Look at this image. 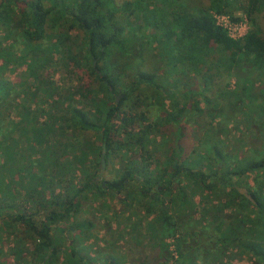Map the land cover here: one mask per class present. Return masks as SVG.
Wrapping results in <instances>:
<instances>
[{
    "label": "trees",
    "instance_id": "trees-1",
    "mask_svg": "<svg viewBox=\"0 0 264 264\" xmlns=\"http://www.w3.org/2000/svg\"><path fill=\"white\" fill-rule=\"evenodd\" d=\"M149 1L155 3L0 0V61L25 64L34 86L33 91L31 84L15 89L0 73V130L13 99L17 117L11 126L16 138L4 146L0 142V171L9 178H0V196L4 186L8 189L0 197V241L4 232L13 243L7 250L0 246V264L10 256L14 264H94L100 254L101 264H125L102 250L92 255L83 244L94 224L81 213L94 200L107 205V196L123 204L125 231L143 223L155 237L150 257L156 264H227L232 251L264 264V157L232 158L219 146L213 123L241 107L257 109L264 118V30L256 21L264 0H209L193 7V0ZM233 9H241L250 24L238 39L213 17V12L232 15ZM123 13L131 19L119 18ZM139 21L155 30L148 44L157 43L154 53L164 65L166 87L157 81L158 68L139 69L126 56L144 57L131 43ZM47 38L53 41L43 46ZM60 48L63 59L80 72V84L58 94L37 71L44 51ZM190 72L200 79L199 89L186 86L178 99L174 88ZM221 76H234L235 85L218 88L213 100L206 93ZM196 90L208 108L189 102ZM152 104L157 119L149 123L144 106ZM187 119L192 122L186 125ZM187 127H203L205 137H195L207 145L204 153L195 147L182 155ZM152 134L165 138L162 145L171 151L164 158L160 147L149 148ZM102 154L105 164L110 157L123 156L126 162L116 176L97 181ZM249 173L255 175L253 184L245 185L252 199L233 184V178ZM195 192L202 201L193 200ZM197 206V220L215 226L210 246L185 244L186 236L178 234L180 215ZM137 215L136 225L131 220ZM148 259L142 256L138 264Z\"/></svg>",
    "mask_w": 264,
    "mask_h": 264
},
{
    "label": "rangeland",
    "instance_id": "rangeland-1",
    "mask_svg": "<svg viewBox=\"0 0 264 264\" xmlns=\"http://www.w3.org/2000/svg\"><path fill=\"white\" fill-rule=\"evenodd\" d=\"M118 1L120 3L124 0ZM193 1V4H191L190 1L189 5L206 6L209 0ZM241 1L243 0H240V2ZM153 3H155V1L151 2L148 0V5L150 7L153 5ZM232 13V15L236 17H241L244 14L241 9H233ZM124 15L125 13H123L119 18H121L122 20L131 19L130 17H126V15ZM256 21L258 22L260 29L264 30V10L257 13ZM138 24L141 28L139 27V29H137L136 31L137 33L132 36L131 43H133V46H135V51L136 49L142 52L144 51V57L141 58L138 56H134L133 53L130 54L129 52H126V56L130 58L131 64H135L136 67H138L139 69H147L150 71L152 70V68H158L157 71L160 76H158L159 78H157V81H159L161 85L166 87L167 81L163 80L162 76L164 71V65L160 63L154 53V47L157 45V43L153 42L152 44H148V41H150L149 34H154L155 30L150 25L145 26L142 21H139ZM74 33L75 31L72 30L71 35H73ZM51 41L53 40L49 38L44 39L43 46H48ZM4 43H7L6 40ZM63 54L64 53L62 52L61 48L56 51H44L45 58L42 59V62L40 64L41 67H39L40 70L37 71V74H41L42 76H44V78H47L49 80V87L55 88L54 92L58 94L65 93L66 91L70 92V90L73 91V89L78 84H80L78 78L80 76V72L78 73V70H76L71 63L63 59ZM0 66V73L2 77L11 81V84L14 86L15 89L31 84L30 90L33 91V76L28 73L25 64H4L2 61H0ZM172 76L175 77L174 74L170 75V77ZM217 79L220 80V82H217L215 84L211 83L210 91L206 93L208 96H210V98H213V100H216V98L219 97L217 91L218 88H224V85H226L225 87L233 88V86L235 85L234 76H230L228 78L221 76ZM199 80L200 79H198L197 75H194V73L192 72H190V74L186 73L184 76L179 77V81L181 83H178L174 88L177 91L176 93L178 99L181 98L180 91L186 86H191V88L193 89H199ZM182 82H184L185 85L182 84ZM40 94L41 91L37 94V96L39 97ZM200 94L201 93H199L198 90L193 92L190 96L191 99L189 100V102L191 101V103L195 105L208 108L206 107V104ZM169 100L170 99L166 97L165 102L166 106L168 107H170ZM223 100L224 99L220 98V101ZM31 101V107H35L34 100L31 99ZM10 103L12 105L10 114L8 115L6 124H3L2 129L0 130V142H2V146L10 142V138H16L15 130L11 129V126H13V123L17 118L16 109L14 107V99L11 100ZM144 108L146 109V116L148 119L147 121L149 123H152L154 120L157 119L155 105L152 104L148 107L144 106ZM219 119L220 117L213 119V123L215 127V135L220 140L219 146H221L222 150L230 153L232 158H239L248 155L255 156V154L264 157V118L261 119L258 117L257 109H251V107L235 108V110L231 111L230 115L228 116V119H225L224 122H220L219 124ZM198 120H201L200 116H198ZM191 122V120L187 119L186 125ZM143 124L145 125V122ZM138 127H141V125ZM185 132L186 136L182 138V144L184 145L182 155L189 156L190 154H192L191 151H193L195 147H199L197 149L201 152L204 151L207 145L202 141L197 142L195 137L197 134H199L200 137H205L203 133V127H197L195 129L187 127L185 129ZM152 135H155L153 138L154 141H152L154 143L152 144L150 142L149 148H152V146L158 148L160 147L159 149L163 152V154H158L159 150L156 153L158 155H162V158H164V154L168 155L171 151H169L166 147H163L164 145H162L165 138L160 137V135L158 134ZM1 147L0 151L2 150ZM193 156H195V154ZM125 162L126 161L124 160L123 156L108 158L107 164H105L104 162L102 168L98 171L96 180L102 181L103 179H109L116 176L118 170L122 166H124ZM13 173H11V176H13ZM254 177L255 175L253 173H249L243 178L235 177L233 178V184L236 187H239V189L246 190L245 185H252ZM0 178H3V182L9 180V178H7L4 173L2 174V171H0ZM7 190V187L4 186L3 193L5 196L7 195ZM3 193H1L0 197L3 196ZM105 200L107 202V205H102L101 200H94L88 202L89 204L86 205L84 211L81 213V217L83 219L90 220L94 224L90 230V234L87 235L88 238H84L83 244L85 248H87L92 255L96 254L95 251L99 250H102V253L104 252L105 254L111 253L121 261H124L125 264H130V262L138 264V260L142 259V256L149 255L148 264H156V261L151 259L150 257L155 254L152 248V242L153 240H155V237L151 236L146 231V226L143 223H139L140 225H137L138 216L144 213L143 208L139 209V215L132 217L131 221L136 223V229H132L127 232L124 228L127 221L125 220L126 216L122 214V209L124 208V206H122L123 204L119 202L118 199H114L113 197L107 196ZM193 200L195 202H199V200L202 201L203 198L201 197V194L199 192H195L193 193ZM199 210L200 206H197V210H195V212L189 211L185 214L180 215V221L182 222V224L179 225L180 231H178V234L180 237L182 235L186 236L185 244L197 246L205 242L210 246V244H212L215 239V226L210 225V227L207 228L204 226V221L197 220L200 216ZM104 216H107L109 218V222H107ZM62 224L65 225L66 223ZM1 235L2 241H4V243L0 241V246H2L4 250H7V248L12 246L13 243L9 241V238H5L6 234L4 232L1 233ZM136 239L139 242H137ZM200 250L201 252H203L204 247H202ZM103 255H98V260L95 261L94 264H101V258L103 257ZM227 255L229 256L227 264H256V260H254L251 254L245 253L239 255L237 251H232L231 254L228 253ZM6 261V264H14V257L10 256Z\"/></svg>",
    "mask_w": 264,
    "mask_h": 264
},
{
    "label": "built area",
    "instance_id": "built-area-1",
    "mask_svg": "<svg viewBox=\"0 0 264 264\" xmlns=\"http://www.w3.org/2000/svg\"><path fill=\"white\" fill-rule=\"evenodd\" d=\"M232 16L228 13H216L213 12V17L215 19V23L222 27L227 34L233 38L238 39L245 35V33L248 31L250 24L245 14H243L241 17H237L238 19L234 20L232 19ZM236 17V16H234ZM170 245L171 255L176 256L177 253L175 251L174 245L172 243V239H167Z\"/></svg>",
    "mask_w": 264,
    "mask_h": 264
},
{
    "label": "water",
    "instance_id": "water-1",
    "mask_svg": "<svg viewBox=\"0 0 264 264\" xmlns=\"http://www.w3.org/2000/svg\"><path fill=\"white\" fill-rule=\"evenodd\" d=\"M103 163H104V155L102 154L99 163L100 169L102 168ZM240 192L244 193L249 199H252L251 195L245 189H240Z\"/></svg>",
    "mask_w": 264,
    "mask_h": 264
}]
</instances>
